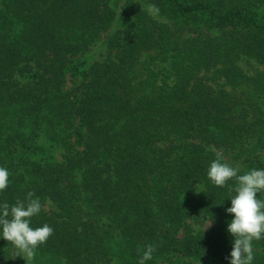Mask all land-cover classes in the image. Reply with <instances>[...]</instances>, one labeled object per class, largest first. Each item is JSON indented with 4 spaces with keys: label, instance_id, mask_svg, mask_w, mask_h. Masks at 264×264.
<instances>
[{
    "label": "trees",
    "instance_id": "obj_1",
    "mask_svg": "<svg viewBox=\"0 0 264 264\" xmlns=\"http://www.w3.org/2000/svg\"><path fill=\"white\" fill-rule=\"evenodd\" d=\"M217 153L264 169V0H0V204L39 198L42 261L229 264Z\"/></svg>",
    "mask_w": 264,
    "mask_h": 264
},
{
    "label": "clouds",
    "instance_id": "obj_2",
    "mask_svg": "<svg viewBox=\"0 0 264 264\" xmlns=\"http://www.w3.org/2000/svg\"><path fill=\"white\" fill-rule=\"evenodd\" d=\"M147 10L153 16L160 11L155 4L147 5ZM222 160V154L217 153L207 170V177L217 187H225L228 181H235V187L229 189L235 193L230 199L231 207L225 209L226 213L233 215L227 224V232L233 237L229 264H252L253 242L264 239V199L258 198V194L264 192V169L239 174V165L234 167L222 163ZM9 176L8 170L0 167V192L7 189ZM33 196L34 193L29 191L26 202L17 200L12 206L0 204V237L14 248V258L20 256L26 264H31L36 250L46 244L54 232L46 223L42 227L31 226L32 217L41 211L39 198ZM211 224L210 219L204 229L211 227ZM155 250L154 245H147L137 264L151 260Z\"/></svg>",
    "mask_w": 264,
    "mask_h": 264
},
{
    "label": "rangeland",
    "instance_id": "obj_3",
    "mask_svg": "<svg viewBox=\"0 0 264 264\" xmlns=\"http://www.w3.org/2000/svg\"><path fill=\"white\" fill-rule=\"evenodd\" d=\"M242 66L245 67L244 63H242ZM245 69H250V68L245 67ZM207 223H206L205 227L207 226ZM215 225H216L215 222L212 221L211 226H215ZM36 257H38V256H35V259L33 261H31V264H47V263H45V261H42L43 259H41L39 257L36 258ZM51 264H57V263H51ZM58 264H64V263H63V261H59Z\"/></svg>",
    "mask_w": 264,
    "mask_h": 264
}]
</instances>
